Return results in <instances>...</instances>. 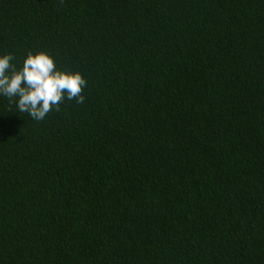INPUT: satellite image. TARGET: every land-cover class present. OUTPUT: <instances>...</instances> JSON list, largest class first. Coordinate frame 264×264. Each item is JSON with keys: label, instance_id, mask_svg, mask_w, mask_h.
Returning <instances> with one entry per match:
<instances>
[{"label": "trees", "instance_id": "1", "mask_svg": "<svg viewBox=\"0 0 264 264\" xmlns=\"http://www.w3.org/2000/svg\"><path fill=\"white\" fill-rule=\"evenodd\" d=\"M86 81L0 97V264H264V0H0V54Z\"/></svg>", "mask_w": 264, "mask_h": 264}, {"label": "clouds", "instance_id": "2", "mask_svg": "<svg viewBox=\"0 0 264 264\" xmlns=\"http://www.w3.org/2000/svg\"><path fill=\"white\" fill-rule=\"evenodd\" d=\"M11 53L0 54V97L15 104L18 113L40 121L62 100L83 103L86 81L78 71L57 69L46 52H29L17 69Z\"/></svg>", "mask_w": 264, "mask_h": 264}]
</instances>
